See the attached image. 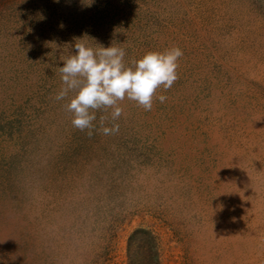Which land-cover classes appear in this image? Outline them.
Returning a JSON list of instances; mask_svg holds the SVG:
<instances>
[{
  "label": "rangeland",
  "instance_id": "1",
  "mask_svg": "<svg viewBox=\"0 0 264 264\" xmlns=\"http://www.w3.org/2000/svg\"><path fill=\"white\" fill-rule=\"evenodd\" d=\"M0 1V264H127L136 228L159 264H264V0ZM78 39L178 46L179 79L89 137L55 100Z\"/></svg>",
  "mask_w": 264,
  "mask_h": 264
},
{
  "label": "clouds",
  "instance_id": "2",
  "mask_svg": "<svg viewBox=\"0 0 264 264\" xmlns=\"http://www.w3.org/2000/svg\"><path fill=\"white\" fill-rule=\"evenodd\" d=\"M78 40L81 42H75V54L65 57L63 67L59 68L63 86L55 100L68 99L64 108L71 113L72 127L86 131L89 137L96 130L93 122L97 120V111L111 109L110 115L100 116L99 130L105 136L115 135L120 129L115 122L124 111L120 102L127 99L144 111H151L154 98L161 104L167 100L166 95L156 96L157 90L162 88L166 92L179 79L178 61L184 53L178 46L146 52L126 64L124 48H93L83 39ZM109 120L111 127L105 126Z\"/></svg>",
  "mask_w": 264,
  "mask_h": 264
},
{
  "label": "trees",
  "instance_id": "3",
  "mask_svg": "<svg viewBox=\"0 0 264 264\" xmlns=\"http://www.w3.org/2000/svg\"><path fill=\"white\" fill-rule=\"evenodd\" d=\"M6 9L5 3L0 1V15ZM59 240L65 239L59 237L55 242L56 255L62 254L61 250L60 254L57 252L63 245V242ZM108 254L107 250H101V253L98 250L89 260L85 261V264H104ZM126 256L127 264H159L158 245L155 234L146 228H136L133 230L128 238Z\"/></svg>",
  "mask_w": 264,
  "mask_h": 264
}]
</instances>
